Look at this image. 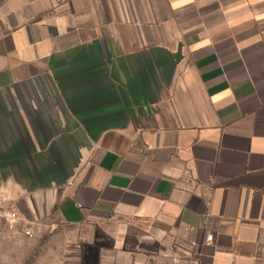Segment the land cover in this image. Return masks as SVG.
I'll list each match as a JSON object with an SVG mask.
<instances>
[{
	"label": "crops",
	"instance_id": "1",
	"mask_svg": "<svg viewBox=\"0 0 264 264\" xmlns=\"http://www.w3.org/2000/svg\"><path fill=\"white\" fill-rule=\"evenodd\" d=\"M0 201V264L53 213L117 264H264V0H0Z\"/></svg>",
	"mask_w": 264,
	"mask_h": 264
},
{
	"label": "rangeland",
	"instance_id": "2",
	"mask_svg": "<svg viewBox=\"0 0 264 264\" xmlns=\"http://www.w3.org/2000/svg\"><path fill=\"white\" fill-rule=\"evenodd\" d=\"M13 225L3 223L2 227L5 230ZM38 228L42 229L38 234L34 230L21 228L25 233L22 240L25 253L15 255L21 264H60V259L63 262L67 260L68 264H117V248H112L116 238L91 236L88 239V228L65 225L55 213L50 216L49 222L41 223ZM27 230L31 235L26 233ZM128 244L132 248L135 239H128ZM70 245L73 252H68ZM65 246H68V251ZM10 264L18 263L11 261ZM153 264H170V261L158 257Z\"/></svg>",
	"mask_w": 264,
	"mask_h": 264
},
{
	"label": "built area",
	"instance_id": "3",
	"mask_svg": "<svg viewBox=\"0 0 264 264\" xmlns=\"http://www.w3.org/2000/svg\"><path fill=\"white\" fill-rule=\"evenodd\" d=\"M19 219L18 211L13 206L5 201H0V223L11 224ZM31 235L30 230L26 231ZM210 238V236H209Z\"/></svg>",
	"mask_w": 264,
	"mask_h": 264
}]
</instances>
